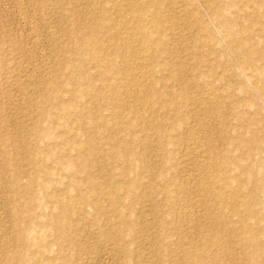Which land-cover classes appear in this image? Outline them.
Masks as SVG:
<instances>
[{"label": "rangeland", "instance_id": "obj_1", "mask_svg": "<svg viewBox=\"0 0 264 264\" xmlns=\"http://www.w3.org/2000/svg\"><path fill=\"white\" fill-rule=\"evenodd\" d=\"M114 2L124 0H0V264H10L8 257L15 249L27 251L30 247L35 248L36 257L26 256L21 264H189L194 256L187 252L191 249L205 252L204 264H264L262 218L257 217L258 221L245 213L233 217L232 209L229 210L233 199L228 197L229 204L222 205L225 209L216 203L215 195L216 191L223 190L224 194L230 192L232 186L240 185V197L259 192L253 207L256 204L255 207H261L264 201V195L251 183L246 170L264 176V97L252 84L256 72L247 65L244 54L235 52L227 44V38L231 37L241 44L247 55L255 58L258 67H263L264 58L255 51L264 49V30L261 29L264 27V0H157L153 9L165 15L164 22L172 24L161 32L168 37L167 50L161 57L164 59L148 72L157 83L152 105L158 112L152 114V119L163 121L165 130L169 131L168 142L164 149L160 147L163 137L155 126L145 125L140 120L144 111L127 109L133 103L132 97H128L130 103L113 99L115 109L133 125L130 130L123 127L120 133L125 134L126 142L137 152L138 157L134 159L117 157L123 154L116 141L118 133L107 129L101 120L87 122L80 128V116L57 110L50 123L48 119H41L37 106L38 98L44 95L39 84L41 79L50 76L61 81V74L49 69L60 67L76 55L71 39L76 34L75 27L90 22L93 26L89 11L94 14L104 7L110 19L119 22V14L110 7ZM214 7L219 8L224 26L215 23ZM141 11L149 12L146 8ZM83 50L79 49L77 54L84 55ZM120 63L121 56H118L115 67H120ZM85 67L91 74L96 70L92 61L87 60ZM93 76L91 84L95 88L101 86L99 78ZM70 86L76 87L74 83ZM83 100L86 112L100 107L103 117L111 119L108 105L111 96L106 94L96 99L88 94ZM36 123L45 127L48 136L44 142L51 153L60 151L78 158L76 142L86 140V158L75 174H66L56 161L45 165L54 172L53 180L60 191L67 183L72 193L85 194L87 199L97 196L103 204L94 209L87 200L76 202L79 222L70 243L61 235L47 231L43 225L34 227L30 231L32 236L46 234L48 248L45 251L34 245L16 244L13 234L18 215H25L21 204L25 199L22 191L31 185L28 175L39 166L31 159L44 153L42 146L41 149L35 147ZM70 133H75L76 142L62 139ZM88 138L91 141L88 142ZM195 141H202L198 149L190 144ZM213 150L217 154L211 157ZM219 167L229 173L230 187L220 184ZM198 169L202 171L197 173ZM206 172L213 174L215 182L212 189L198 192L195 184H199L198 180ZM127 179L137 180L139 184L118 190L123 198V206L118 208L128 212L133 234L124 238L131 246V251L125 253L120 249V242L106 235L116 227L117 219L113 207L101 193L104 188H111L115 180L121 183ZM14 182L20 184L22 191L12 187ZM32 192L35 196L32 218L41 223L49 220L51 205L37 187H33ZM243 220L247 222H241ZM243 223L250 224L249 229L242 228ZM251 227L259 238L263 235L261 243L257 237L259 248L250 243L251 235L255 234L249 233ZM245 234L248 237H244Z\"/></svg>", "mask_w": 264, "mask_h": 264}, {"label": "bare ground", "instance_id": "obj_2", "mask_svg": "<svg viewBox=\"0 0 264 264\" xmlns=\"http://www.w3.org/2000/svg\"><path fill=\"white\" fill-rule=\"evenodd\" d=\"M156 5H157V0H124V2H114L113 5L110 7H112L115 13L119 14L120 16L119 17L120 21L117 23L110 19L105 7L102 8V10L100 11L96 10L94 14L89 11V13L91 14L94 20L93 26L90 25L91 22L90 24H87V25L82 24V25L76 26L75 29L77 32L75 31L76 34L74 35L73 38H71L75 46L76 55L72 54L73 57L67 60V62L61 65L60 67L49 69V72L58 73V75L61 74L62 80L58 82V81H55L50 76H48L44 79H41V83L39 82V84H42V86L41 85L39 86H41L42 90L44 91L43 96L41 97L39 96L40 98L37 97L38 98L37 106L39 108V116L41 117V119H48L50 120V123H53V120L51 119L52 114L55 113V111L57 110H62L64 113H71V114H74L75 116H80L81 121H82V125L80 128H84L87 122L92 123V122H96L97 120H101V123L107 129L114 132L115 134L118 133V138L116 141H117V145H121L123 154L118 155L117 157H126V158L129 157L131 159L132 158L134 159L138 157L137 152L130 144H128V142H126L125 134L120 133L123 130L122 129L123 127H125V129L130 130V126L132 125V123H130L129 121L126 122V120L122 118L123 116H121L120 113L115 109L116 105H114V101H113L114 99L118 101H123L121 103H124V101H126L127 103L129 102L128 99L132 97L133 100L131 102L133 103L129 104L127 109L130 112L137 108L138 109L140 108L141 112L144 111V113L142 112V115L140 116V120L143 121L145 125L152 124L155 126L157 132L163 137L160 140V147L164 149L166 143L168 142V137H166V134L169 131L165 130L164 128L165 125H163L164 123H162L163 122L162 120L161 122V121H155L154 119H152L153 118L152 114H154L155 111H157L152 105V102L154 101V100L152 101V97L153 95H155V92H156L155 84L157 83H156V78L150 71L148 72V69L152 67L155 63L158 64V61L160 59H164L161 57L167 50L168 37L165 33H161V32L162 31L164 32L165 30H167V27L168 28L171 27L172 23L168 24L167 22H164L165 19L163 18V16L165 17V15L153 9L154 7H156ZM143 8H146L149 12H145V13L142 12L141 10ZM213 14H214L215 23L218 26H224L226 24L225 21L220 18V10L218 7L213 8ZM104 26H106L105 27L106 29L104 28L105 30L102 29V27ZM261 29L264 30V27L262 26ZM229 32L228 34H230ZM68 38H70V36ZM227 39H228L227 44L231 47V49H233L237 53L241 52L242 54H244L245 62L247 63V65L249 67H252L255 70L256 76H254L252 84L254 85V88H256L255 90L258 91V94L264 97V65L263 67H258L254 62L255 58L253 59L252 56L247 55V51L243 49L240 43H237L236 41H232L231 37ZM79 49H84L85 54L83 52L82 53L84 55L82 56L77 54L78 53L77 51ZM71 50L74 51V48ZM252 51L254 50L252 49ZM255 52L256 54L259 55V57H261L262 59L264 58V49L256 50ZM118 56H121V63H120V67L116 68L115 65H116ZM87 60L94 62V65L96 66V70L93 71L94 72L93 74L86 71L85 64ZM73 70H75L76 73L73 72L75 74L72 73ZM93 75L99 78V80L101 81L100 83H102L101 86L95 88L91 84V80L92 78H94ZM73 83L76 85V87L70 86ZM88 94L95 97L96 99H101L105 97L106 94L111 96L112 100L108 102V105H110L111 107V110H110L111 119L107 120L103 117L104 115L102 111L100 110V107L99 109L93 112H86L83 97H85ZM126 103H125V106L127 105ZM135 123H138V122H135ZM34 131L36 133L35 134V144H36L35 147L40 148L42 146L44 153L39 155V157L33 156L31 159L32 160L31 162L39 164V166L38 167L36 166L35 169L33 168L34 169L33 173L28 175V181L31 184L29 188H26L22 191L21 190L22 188L19 187L20 184L18 185L15 182L13 184L11 183L14 189L20 188V190L25 195L24 202L21 204L23 205L25 209V212H24L25 215H22L20 217L18 215V219L16 221V226L14 228L13 234L15 236L16 244H20V245L25 244L28 246L34 245L36 248H40L43 251H45L48 248V239L46 238V234L41 232L37 236H32L30 234L31 233L30 231L34 227L38 225L39 226L43 225V227H45L47 231H50L51 233H55V234L57 233L59 234V236L61 235L68 243H70L73 240V238H71V235L76 229L75 225L77 222H79L77 221L79 219L77 218L79 215L78 213L79 210L77 207L79 206L77 207L75 206L76 202L87 200L88 203L94 207V209H98L103 204H101V200L97 196H93L87 199L84 196L85 194L82 195V193H79L76 191L72 193L70 189L67 188V183H66L67 181L65 182L66 185H63L64 189L60 191V188L55 183L56 181L54 182L53 180L54 172L50 171L45 165L46 162L48 161L50 162L56 161L58 162V164L62 165V168L65 169L66 174H68L69 176H71L72 174H75L76 170L80 169L82 165V160L86 158V140L83 143L76 142L74 140L75 133H70L69 135L67 134L68 136L62 137V139H65V140L70 139V140H73V142L74 141L76 142V145H75L76 153L80 155L78 158L77 156L75 158H72L68 155H65L64 153L60 151H54V152L52 151V153L50 152L51 150L50 147L48 145L46 146L44 142V140L46 139L45 137L48 136V133L47 131H45L44 126L36 123ZM90 139L88 138V142L91 141ZM186 143L188 144V142ZM192 143L194 145V149H198V145H200V143L202 144V141H200V143L195 141V142H191L190 144ZM205 145L207 146V144ZM210 150L212 151V148H210ZM214 150L213 152L210 153L212 154L210 155L211 157H214V155L217 154V153L215 154ZM195 152H197V150ZM226 167L227 166H225V168ZM219 169L221 171L219 172V176L217 175V178L219 179V181H221L220 184L222 185V187L223 186L230 187L232 185V182H230L229 180L230 179L228 176L229 173L227 174L226 172L224 173L222 171V167L221 168L219 167ZM199 170L202 171V169H198L197 173ZM246 170L249 172L248 173L249 177L252 179V180L249 179L251 183H254L255 187L258 188V190L262 192V194L264 195V176H261V175L257 176L255 173L252 172L251 169L247 168ZM208 173L207 172L204 173L203 177H201L200 180H198L199 184L197 185L195 184L194 188H196V190L198 189L199 190L198 192L208 190V189L210 190V188L212 189L213 184L215 182L214 181L215 178L213 179L212 173L210 174ZM234 178H236V176H234ZM197 179H196V182H197ZM236 180H238V177ZM138 184L139 183L137 182V180L132 181L131 179H127L125 181H122L121 183L120 181L115 180V182L112 183L111 188L110 187L106 189L104 188V190L101 193V195L103 197H106L109 204L113 207L114 211L116 212L115 214H116V219H117L116 222L113 220L116 223L115 224L116 227L113 229V231H111L110 233L108 232V234L106 235L107 237H110L111 239L112 238L115 239L116 240L115 242L117 243L120 242L118 243L120 244V249H122L123 252L125 253L131 251V246H130V242L126 241L127 239L124 240V238L126 236H130L133 234L131 230V225L128 222V212L123 209L118 208V207L123 206V198L119 195L118 190H120L121 188L125 190L126 186L135 187ZM238 184H240V182ZM239 186L237 185L236 187L232 186V188H230V192L228 191L230 194H228V192L224 193L225 195L227 194L228 196H225L223 194V190L216 191L215 195L218 198V201H216V203L218 202L219 206H222V205L226 206L229 204L228 203L229 199L232 198L233 203L230 204L231 206L229 210L232 209L231 211L234 213V215H232L233 217L235 215H238L240 217L241 213L243 214L245 213V214H248L247 217H249V215H251V217H254V218L261 217L264 222V212H262L264 211V201L261 202L262 204L261 207L259 208L255 207L257 206V204L254 206L257 209L253 207L254 198L256 199L255 195H257L259 192L255 190L258 193L254 194V196L251 194V196L240 197L239 192H242V191ZM33 187H37L41 191L45 199H47V202H49V204L52 207V209H50L48 212V214L50 215V219L42 223L32 218V212L34 210V205H35L34 204L35 196H34V193L32 192ZM186 192L188 191L186 190ZM212 193L213 191L211 192V194ZM196 194L198 193L196 192ZM240 194L242 196V193ZM237 205H241L242 206L241 209L238 208L240 206H237ZM128 207H130L129 204L127 208ZM222 207H219V208L221 209ZM262 208L263 210H261ZM214 213H215V210H214ZM218 213L219 212H217V214ZM244 219H246V217ZM259 220L260 218L258 219V221ZM241 222L246 223L247 221L245 222V220H243ZM244 223L242 226V228L244 229L248 228L249 225L251 224L250 222H249L250 224L248 225ZM258 228L260 231V227ZM213 229L215 230V228ZM256 229L257 227L255 228V230ZM252 231L254 230H252V227H251V231L249 233H255V231L254 232ZM262 231L264 230H261L260 232ZM217 232L218 233L216 234V236L219 234V231ZM242 232H243V229H242ZM260 234H263V232ZM258 235H256V233L251 235L250 243L254 245L253 247L259 244ZM245 236L248 237V235L246 234L244 235V237ZM262 236H260L259 238L260 243L262 242L261 241ZM209 244H211V242ZM252 245L250 246L252 247ZM206 246L207 245H205L204 247ZM30 248L27 249V251L23 250L22 248L15 249L14 251L12 249L11 251L13 252H11L10 256L8 257L10 264H21L22 259L25 258L26 256L29 258L36 257L35 248L34 249H30ZM258 248H259V245H258ZM261 248L264 249V246L262 247L261 245ZM191 250L187 251L191 254L194 253V256L190 254L193 257V259H191V261L189 259V264H204L203 263V253L205 252L202 253L201 250L200 251L193 250L194 252H192ZM255 251H252V252H255ZM217 254H219V252ZM250 256L252 257V253Z\"/></svg>", "mask_w": 264, "mask_h": 264}]
</instances>
